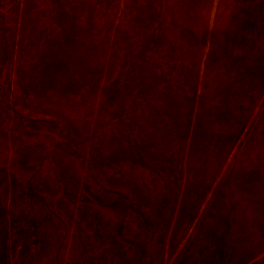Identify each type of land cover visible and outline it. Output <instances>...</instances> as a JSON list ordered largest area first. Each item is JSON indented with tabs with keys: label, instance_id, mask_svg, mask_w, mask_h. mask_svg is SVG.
<instances>
[{
	"label": "rangeland",
	"instance_id": "374dc122",
	"mask_svg": "<svg viewBox=\"0 0 264 264\" xmlns=\"http://www.w3.org/2000/svg\"><path fill=\"white\" fill-rule=\"evenodd\" d=\"M0 264H264V0H0Z\"/></svg>",
	"mask_w": 264,
	"mask_h": 264
}]
</instances>
